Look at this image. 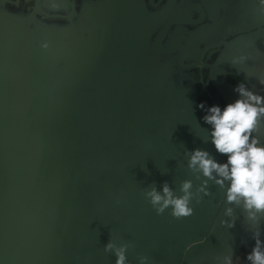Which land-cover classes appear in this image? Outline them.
Returning a JSON list of instances; mask_svg holds the SVG:
<instances>
[{
	"label": "crops",
	"instance_id": "1",
	"mask_svg": "<svg viewBox=\"0 0 264 264\" xmlns=\"http://www.w3.org/2000/svg\"><path fill=\"white\" fill-rule=\"evenodd\" d=\"M219 1L220 17L207 18L202 34L195 35L205 47L203 60L234 26L264 24V0ZM12 3L0 0V264H100L98 242L79 230L105 245L130 242L133 257L197 264L223 227L225 190L209 181L211 195L197 192L205 178L189 169L186 153L199 148L227 162L211 144V126L199 107L223 108L226 102L200 67H184L177 55L158 51L149 39L165 0L162 6L156 0ZM128 6L132 24L110 68L99 78L87 75L94 46L104 36L121 34ZM40 71L54 77L68 73L42 109L46 128L64 154L45 183L18 179L7 187L16 177L41 178L47 171L48 154L33 135L30 113ZM76 164L82 181L73 186ZM184 180H191L194 196L203 198L200 203L193 199L194 215L177 220L171 208L158 215L145 190L162 191L167 181L181 195ZM261 234L264 239V220ZM254 243L239 254L244 264ZM104 257L115 263L113 253Z\"/></svg>",
	"mask_w": 264,
	"mask_h": 264
},
{
	"label": "water",
	"instance_id": "2",
	"mask_svg": "<svg viewBox=\"0 0 264 264\" xmlns=\"http://www.w3.org/2000/svg\"><path fill=\"white\" fill-rule=\"evenodd\" d=\"M204 3L208 7H211L214 12H207ZM36 6L39 7L38 2ZM219 8V0H165L164 11L159 13L160 17L154 21L153 27H149V39L153 40V44L158 51L177 55L178 61L184 67L191 69L197 66L200 67L201 76L204 77V73H206L208 82L215 87L226 104L232 103L239 98V94L234 91L238 85V81L232 82L229 78L230 75L238 76L239 81L246 84L250 90L258 94H264V85H261L258 81V77L264 78V51L261 53V48L264 46V24H261V30H249L241 34L239 31L230 33L226 37L225 42L207 55L206 60L200 58L205 47L201 45L202 41L200 37L195 38V35L200 31L201 24L207 18L214 22L220 17L221 12H219ZM194 13H197V16H194ZM223 13V19L227 21V14L226 12ZM131 24L132 12L128 6L123 19L121 34L119 36H104L94 46L90 54L91 58L85 64L87 75L90 76L92 74V76L99 78L103 76L102 73L110 68V61L115 54V50L119 44L127 39ZM199 33L202 34L201 31ZM258 33L261 35V48L258 53L247 48L245 44L239 46L241 40H246ZM212 54L216 55L212 57ZM187 57L191 59L190 62H185ZM241 57H248V59L239 60V62L234 63V61H237ZM245 64H248V66ZM67 75L68 73L64 72L54 77L48 76L42 71L38 72L37 85L30 95L33 135L45 146L48 154L46 174L41 178L25 174L14 178V180H10L7 187H10L18 179L37 184L45 183L51 177L63 157L64 153L61 150L60 144L46 128L42 109L46 96L52 89L61 84L62 79L66 78ZM258 135L260 136L261 144L264 145V126L261 127ZM74 171L72 184L73 186H78L82 181V172L78 164L75 165ZM231 207L235 209V215L231 218L225 216V219H235V227L230 229L223 226L219 235L212 241L209 249L205 251L204 256L199 259L197 264H223L224 256H236L251 239L252 231L257 227L262 229L264 216H261L260 224L257 225L245 218L246 214L240 207L236 205H231ZM79 231L98 242L100 264H109L104 257V241L94 234ZM191 248L192 246H188L185 248V251H190ZM127 256L131 264H140L139 257H133L128 252ZM217 256L221 257V259L216 260ZM148 264L165 263L149 258Z\"/></svg>",
	"mask_w": 264,
	"mask_h": 264
},
{
	"label": "clouds",
	"instance_id": "3",
	"mask_svg": "<svg viewBox=\"0 0 264 264\" xmlns=\"http://www.w3.org/2000/svg\"><path fill=\"white\" fill-rule=\"evenodd\" d=\"M156 3L162 6L160 0H156ZM12 4L15 6V0ZM247 59L241 57L234 63ZM233 78L238 81L234 91L239 94L234 102L223 108L218 105L206 108L204 103L199 105L206 111L203 121L211 126V144L216 153L227 157V162H218L209 151L197 148L186 153L190 156L188 167L194 173H202L205 178L197 192L211 195L207 190L209 181L225 190L220 207L225 209L226 217H234L235 209L231 205H236L246 214L247 220L259 225L261 216H264V145L258 135L264 126V94L250 90L238 77ZM258 81L264 85V78L258 77ZM192 189L193 182L184 180L180 185L182 194L177 195L165 181L162 191L152 187L150 191L145 190L144 195L158 215L171 208V215L181 220L194 215V208L190 206L193 199L197 203L203 199L196 198ZM225 205L229 206L225 208ZM220 223L231 229L235 227L236 220L224 219ZM261 236L260 227L252 231L251 238L255 243L246 255L247 264H264V239ZM132 246L130 242L118 245L114 240H109L104 250L115 255V264H131L127 252ZM138 259L140 264H148V256L141 255ZM220 259L216 257V260ZM223 264H244V258L241 255H226Z\"/></svg>",
	"mask_w": 264,
	"mask_h": 264
},
{
	"label": "flooded vegetation",
	"instance_id": "4",
	"mask_svg": "<svg viewBox=\"0 0 264 264\" xmlns=\"http://www.w3.org/2000/svg\"><path fill=\"white\" fill-rule=\"evenodd\" d=\"M226 14H228V12H226ZM235 27L236 26H234V28ZM234 28L232 29V33H234L235 31H239L240 34H241L243 32H247L249 30H258V29L261 30V23L255 24V25H253V26H251V27H249L247 29H243V30L239 29L238 27H236L237 28L236 30ZM243 44H245V46L247 48H249L250 50H252L253 52L258 53V51L261 48V35L258 33V34L254 35V36L249 37L246 40H241V43L239 44V46H242ZM233 77H238V76L230 75V77H229L232 82H236L237 79L234 80Z\"/></svg>",
	"mask_w": 264,
	"mask_h": 264
},
{
	"label": "trees",
	"instance_id": "5",
	"mask_svg": "<svg viewBox=\"0 0 264 264\" xmlns=\"http://www.w3.org/2000/svg\"><path fill=\"white\" fill-rule=\"evenodd\" d=\"M251 241H252V238L243 246V248L237 253V255H239L241 253V251L244 250V248L247 246V244Z\"/></svg>",
	"mask_w": 264,
	"mask_h": 264
},
{
	"label": "rangeland",
	"instance_id": "6",
	"mask_svg": "<svg viewBox=\"0 0 264 264\" xmlns=\"http://www.w3.org/2000/svg\"><path fill=\"white\" fill-rule=\"evenodd\" d=\"M264 51V46H262L261 48V53ZM246 66H248V64H245ZM235 80V79H234Z\"/></svg>",
	"mask_w": 264,
	"mask_h": 264
}]
</instances>
